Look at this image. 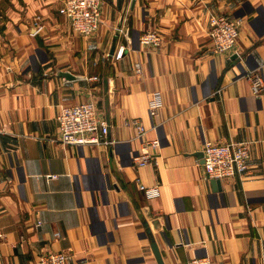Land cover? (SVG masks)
<instances>
[{
  "label": "crops",
  "instance_id": "1",
  "mask_svg": "<svg viewBox=\"0 0 264 264\" xmlns=\"http://www.w3.org/2000/svg\"><path fill=\"white\" fill-rule=\"evenodd\" d=\"M101 1L103 23L83 37L62 0H0V264L50 251L70 264H158L144 221L163 264H264V0ZM214 13L242 20L230 52L213 53ZM148 29L159 48L139 43ZM90 100L104 142H59L60 106ZM206 141L250 142L247 173L215 189L196 156ZM144 147L155 162L139 166Z\"/></svg>",
  "mask_w": 264,
  "mask_h": 264
},
{
  "label": "built area",
  "instance_id": "2",
  "mask_svg": "<svg viewBox=\"0 0 264 264\" xmlns=\"http://www.w3.org/2000/svg\"><path fill=\"white\" fill-rule=\"evenodd\" d=\"M59 13L64 16L71 29L83 36H92L102 25L101 0H62ZM209 37L212 42L213 53L222 54L234 49L240 35L242 20L226 13H214L209 17ZM139 43L150 49H157L162 44L161 34L148 29L138 37ZM125 46H117L113 56L122 57ZM251 82L254 93H260L263 88L262 79L254 74L246 73ZM96 79V78H94ZM59 128V142L67 145H94L104 142L108 125L99 113L94 101L77 104L61 105L56 116ZM140 131L143 127L135 122ZM203 169L207 178L223 180L229 177H242L248 171L250 158V142L216 143L206 141L202 148ZM138 164L145 166L155 162L146 147L140 153ZM147 198L159 195L157 187L140 186ZM73 255L67 251H50L40 254L33 264H70ZM187 264H212L207 258H193Z\"/></svg>",
  "mask_w": 264,
  "mask_h": 264
},
{
  "label": "water",
  "instance_id": "3",
  "mask_svg": "<svg viewBox=\"0 0 264 264\" xmlns=\"http://www.w3.org/2000/svg\"><path fill=\"white\" fill-rule=\"evenodd\" d=\"M133 6H134V0H132L131 2V5H130V9H133ZM125 13V12H124ZM124 13H123V16L116 28V32H115V36L117 37L119 35V32H120V29H121V26H122V23H123V18H124ZM116 41V40H115ZM115 42L113 43L112 45V48H111V51H110V54L112 55V53L114 52V49H115ZM231 59L234 61V63H238L239 62V57L237 54H234ZM58 75L61 76V77H64V78H67V79H72L74 78V76L72 74H70L69 72H62V71H59L58 70ZM196 156L198 157H203V153L202 152H198L196 154ZM213 181V184H214V188L215 189H221V181L220 180H212ZM143 226L145 228V232L148 236V240H149V244H150V247L152 249V252L154 254V256L156 257V260H157V263L158 264H163V261L161 259V255H160V252H159V249L157 247V244L155 242V239L153 237V234L151 232V229L150 227L148 226V223L146 221H144L143 223Z\"/></svg>",
  "mask_w": 264,
  "mask_h": 264
}]
</instances>
